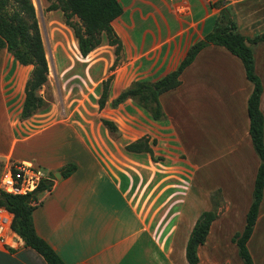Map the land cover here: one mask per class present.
Listing matches in <instances>:
<instances>
[{"label": "crops", "instance_id": "obj_1", "mask_svg": "<svg viewBox=\"0 0 264 264\" xmlns=\"http://www.w3.org/2000/svg\"><path fill=\"white\" fill-rule=\"evenodd\" d=\"M118 2L122 11L111 24L121 50L111 68L114 46L103 34L82 56L61 11L46 10L49 2L39 0L53 42L60 114L53 104L20 118L31 66L0 49V158L32 162L49 174L51 187L38 194L32 220L65 264H189L187 239L199 214L211 209L201 191L217 189L226 208L198 246L196 264H243L231 237L244 227L259 158L248 133L252 83L241 61L222 46L202 48L181 72L180 85L159 95L164 117L158 120L131 99L115 107L111 102L132 82H154L175 69L187 49L212 31L223 9L244 36L263 32L264 0ZM253 51L264 119V42ZM110 75L108 98L99 109L101 83ZM101 118L114 123L115 138ZM143 136L153 157L124 148ZM194 150L196 164L188 161ZM67 163L76 170L62 177ZM247 247L259 264L253 253H264V190ZM0 264L47 263L20 238L15 249L0 244Z\"/></svg>", "mask_w": 264, "mask_h": 264}, {"label": "trees", "instance_id": "obj_2", "mask_svg": "<svg viewBox=\"0 0 264 264\" xmlns=\"http://www.w3.org/2000/svg\"><path fill=\"white\" fill-rule=\"evenodd\" d=\"M47 1L49 4L46 10L61 11L63 22L72 30L82 56H86L101 43L103 34L107 43L114 46L116 58L111 68L115 66L119 59L121 42L111 22L122 11L118 0ZM261 42H264V31L252 37L244 36L237 30L229 11L223 9L212 31L187 49L185 56L175 69L154 82H132L111 102V105L115 107L126 99H132L146 110L151 118L158 120L164 117L159 95L180 85L181 72L192 63L202 48L208 45H219L241 61L245 77L252 83V90L247 98L248 133L252 147L259 158L244 227L241 232H236L231 237L243 264H253L247 242L256 223L264 190V119L260 110L263 86L255 72L253 51V45ZM2 48H5L18 63L31 66L20 111V118L26 119L37 111L45 109L47 103L40 90L46 84L49 73L46 51L32 0H0V49ZM111 80L112 75L101 83V92L97 99L99 109L104 107L108 98ZM101 122L109 131H117L112 121L101 118ZM124 148L131 152H146L153 157L148 138L144 136L126 144ZM75 170V164L67 163L60 168V174L62 177H67ZM50 187L51 182L47 180L42 181L36 190L25 195H13L0 191V207L12 213V229L22 239L24 246L35 250L47 264H65L53 248L38 236L32 220L38 194L49 190ZM217 217L218 212L213 208L201 212L197 217L185 245V257L189 264L198 262L197 248L205 242L210 224Z\"/></svg>", "mask_w": 264, "mask_h": 264}, {"label": "built area", "instance_id": "obj_3", "mask_svg": "<svg viewBox=\"0 0 264 264\" xmlns=\"http://www.w3.org/2000/svg\"><path fill=\"white\" fill-rule=\"evenodd\" d=\"M50 180L49 174L32 162L5 163L0 174V191L25 195L36 190L42 181ZM12 213L0 207V244L17 248L20 237L12 229Z\"/></svg>", "mask_w": 264, "mask_h": 264}, {"label": "rangeland", "instance_id": "obj_4", "mask_svg": "<svg viewBox=\"0 0 264 264\" xmlns=\"http://www.w3.org/2000/svg\"><path fill=\"white\" fill-rule=\"evenodd\" d=\"M32 2H33V5L35 7V11H36V15H37L41 35H42V40H43L45 51H46V57H47V60L49 63L48 64V66H49L48 80H47L46 84L41 88L40 93L47 103L45 110L50 108L54 104L53 107L55 108V111L59 113V111L62 110V108H61L62 103H61L60 97H58L57 95H54V90H53L54 78H53L52 56H53V50L54 49H53V42L52 41L50 42L49 37L47 35V30L45 29V25H44V23H45L44 16H45L46 12H44V7L40 6L39 0H32ZM60 15H61L60 16V19H61L62 14H60ZM55 17H58V15L55 14ZM62 21H63V18H62ZM132 101H133V103L136 104V106H138V104L134 100H132ZM138 107H140V106H138ZM142 110L144 111V113L145 112L148 113L146 110H144V109H142ZM116 133L117 132L115 131V132H111L110 134L113 135V137L115 138L114 134H116ZM118 133H120V132L118 131ZM110 144H112V143H110ZM118 148L122 149V143H121V145L120 144L118 145ZM5 160L6 159H4V158H0V174H1V171L3 169ZM188 161H189V163L196 164L195 150L192 151V156L189 158ZM193 166L194 167L192 169L194 172H193V175H192L193 177L191 180L192 181L191 189L193 190V193L196 195L197 190L199 188V187H197L198 175H197L196 166L195 165H193ZM201 192H202L203 196L208 200L207 205L209 204L208 206L215 209L218 213L222 212L226 208L224 205L220 204V202L222 201V197H223L220 190L217 189V190H210V191H205V192L201 191ZM260 242H261V239L259 236H257L254 239L255 248H258L257 245H259ZM253 256L258 260L259 264H264V253L263 254H261L260 252L256 253V249H254Z\"/></svg>", "mask_w": 264, "mask_h": 264}]
</instances>
